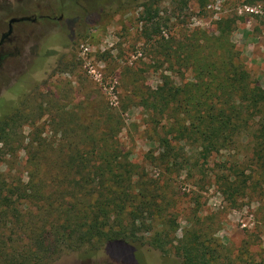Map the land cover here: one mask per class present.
Segmentation results:
<instances>
[{"label":"trees","instance_id":"trees-1","mask_svg":"<svg viewBox=\"0 0 264 264\" xmlns=\"http://www.w3.org/2000/svg\"><path fill=\"white\" fill-rule=\"evenodd\" d=\"M205 3L201 0V6ZM239 19L221 17L214 34L195 28L181 38L158 40L163 56L158 67L166 63L168 71L181 78L189 72L190 78L175 84L162 74L161 86L148 88L137 102L166 128L157 139L152 170L132 162L120 146L116 136L124 119L109 107L101 130L98 119L72 123L62 113L57 123L62 137L31 133L26 179L19 171L0 172V264H53L64 252L82 249L85 256L104 253L113 264H129L135 261L132 243L148 248L151 261L157 251L173 252L182 264H232L221 255L208 219L196 218L176 236L179 196L173 183L191 167L178 151L180 143H197L206 159L236 148L241 136L248 138L251 160L264 173V88L229 38ZM5 109L0 116L3 158L15 153L9 145L19 120ZM233 175L231 183L224 175L217 179L240 191L247 179ZM143 255L148 264V254Z\"/></svg>","mask_w":264,"mask_h":264},{"label":"rangeland","instance_id":"rangeland-1","mask_svg":"<svg viewBox=\"0 0 264 264\" xmlns=\"http://www.w3.org/2000/svg\"><path fill=\"white\" fill-rule=\"evenodd\" d=\"M244 5L258 12H244ZM235 15L240 19L229 38L264 88V0H206L205 6L201 0H0V37L11 18H37L13 24L0 62V116L3 108L19 115L12 130L16 141L9 145L15 153L0 157V172L19 171L25 180L31 133L62 137L57 125L62 113L72 123L98 119L101 130L108 107L124 119L116 136L120 146L132 162L152 170L157 139L166 128L137 102L148 88L161 86L162 74L175 84L190 78L189 72L181 78L168 71L166 63L158 67L156 61L163 59L158 40L181 38L195 28L214 34L221 17ZM247 139L241 136L236 148L206 159L197 143L179 144L191 167L173 183L179 196L176 236L196 218H206L223 257L232 264H264V173L251 160ZM235 173L247 179L240 191L217 179L224 175L231 183ZM130 246L135 261L129 264H145L143 254L148 264H182L173 252L152 251L151 261L148 248ZM83 251H66L53 264H113L104 253L85 256Z\"/></svg>","mask_w":264,"mask_h":264},{"label":"flooded vegetation","instance_id":"flooded-vegetation-1","mask_svg":"<svg viewBox=\"0 0 264 264\" xmlns=\"http://www.w3.org/2000/svg\"><path fill=\"white\" fill-rule=\"evenodd\" d=\"M24 17V16H23ZM28 17H30L31 18V20H34V21H31V22H36L37 21V18H35V17H31V16H28ZM41 17H43V16H40V18ZM22 22V21H21ZM12 27H13V25H12ZM9 28V27H8ZM8 30V29H7ZM5 33V32H4ZM4 33H2L1 34V37H0V62L2 61V58H3V56L4 55H6L7 53H6V51H5V46H6V43H8L9 42V40H10V36H11V34H9V35H7V36H3V34ZM12 33V32H11Z\"/></svg>","mask_w":264,"mask_h":264},{"label":"water","instance_id":"water-1","mask_svg":"<svg viewBox=\"0 0 264 264\" xmlns=\"http://www.w3.org/2000/svg\"><path fill=\"white\" fill-rule=\"evenodd\" d=\"M21 21H34V20H31L30 17L28 16H24V17H20V18H16V17H13L11 18L9 21H8V30L3 34V36H7L9 34H11L12 32V25L14 23H17V22H21Z\"/></svg>","mask_w":264,"mask_h":264},{"label":"built area","instance_id":"built-area-1","mask_svg":"<svg viewBox=\"0 0 264 264\" xmlns=\"http://www.w3.org/2000/svg\"><path fill=\"white\" fill-rule=\"evenodd\" d=\"M243 11L249 12V13H254V12L257 13L258 12V10H256L255 8L249 7L247 5L243 6ZM240 12H242V10H240Z\"/></svg>","mask_w":264,"mask_h":264}]
</instances>
